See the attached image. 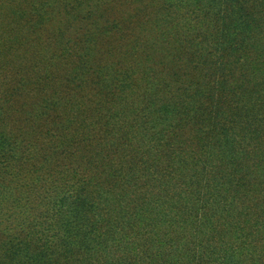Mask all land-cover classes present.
<instances>
[{
	"label": "trees",
	"instance_id": "trees-1",
	"mask_svg": "<svg viewBox=\"0 0 264 264\" xmlns=\"http://www.w3.org/2000/svg\"><path fill=\"white\" fill-rule=\"evenodd\" d=\"M73 1L0 0V264H264V0Z\"/></svg>",
	"mask_w": 264,
	"mask_h": 264
},
{
	"label": "rangeland",
	"instance_id": "rangeland-1",
	"mask_svg": "<svg viewBox=\"0 0 264 264\" xmlns=\"http://www.w3.org/2000/svg\"><path fill=\"white\" fill-rule=\"evenodd\" d=\"M73 2L78 5L79 0ZM124 18L127 21L128 13L125 14ZM18 98H22V96L19 95ZM28 100H30V98ZM21 107L26 108V102L22 103ZM28 114V110H20V116H18L17 111L12 112L10 118H14V122H11V125L16 133L19 134L24 129L23 122ZM19 149L21 150L19 152V158L21 161L23 158H26V161H24L23 164L28 170H30V173H19L18 169L16 171L14 167L10 171L7 162L0 157V167L3 168V171L5 172L3 176H7V182L3 181L4 187H2L4 189L3 202H7V208L2 209L0 207V227L3 228V226L6 225V228L3 229L6 232L17 230L16 224L23 223L22 225L26 226V222L36 217L42 208H44V206L46 207V204L53 200L50 199L47 202V198L51 194V187L49 182L42 180L44 178L41 176L42 173L39 170H36V164H38L39 161H36L35 158L30 161L27 160L29 154L33 153V151H31L29 147L20 144L17 146L16 152ZM5 150H7L6 147ZM38 185L39 188L36 191ZM30 190L36 192L32 197H27V192ZM44 203L46 204L42 205Z\"/></svg>",
	"mask_w": 264,
	"mask_h": 264
}]
</instances>
